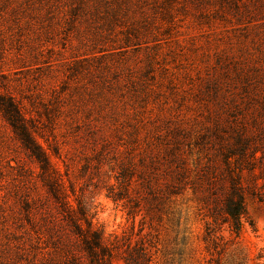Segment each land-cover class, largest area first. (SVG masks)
Masks as SVG:
<instances>
[{
    "label": "rangeland",
    "instance_id": "1",
    "mask_svg": "<svg viewBox=\"0 0 264 264\" xmlns=\"http://www.w3.org/2000/svg\"><path fill=\"white\" fill-rule=\"evenodd\" d=\"M0 96L113 264H264V0H0ZM242 167L249 217L208 251L205 195ZM48 195L0 109V264L89 262Z\"/></svg>",
    "mask_w": 264,
    "mask_h": 264
},
{
    "label": "trees",
    "instance_id": "2",
    "mask_svg": "<svg viewBox=\"0 0 264 264\" xmlns=\"http://www.w3.org/2000/svg\"><path fill=\"white\" fill-rule=\"evenodd\" d=\"M0 109L7 120L12 124L14 130L20 135L25 145L31 150L32 155L39 163L42 178L47 187L48 196L52 198L59 207L65 220L70 222L73 231L81 241V247L86 251L89 262L87 264H113L115 245L108 242L104 232L94 224L92 215L83 199H78L75 205L69 200L67 186L62 177L60 168L55 165L50 156L38 144L34 135L24 123V117L21 110L18 109L15 102L10 97L0 96ZM180 168L175 173L177 180L176 186H181L189 176V166L183 159H179ZM254 173L251 172V175ZM229 175L230 185H226L225 179L218 175V181L212 182L215 187L218 186L220 192L205 195L206 202H210L209 211L211 221L207 222V229L204 239L208 251L221 250L219 240L224 241V230L228 229L232 234L240 235L243 228V219H248V210L245 201V191L243 185V167L239 172ZM226 178V177H224ZM127 190V189H126ZM128 191V190H127ZM179 193V192H176ZM125 192L113 195L115 200L125 197ZM226 226V228H224ZM133 249L128 250V255H124L127 264H147V252L145 245L137 250V256L134 255ZM75 264H79L78 261Z\"/></svg>",
    "mask_w": 264,
    "mask_h": 264
}]
</instances>
